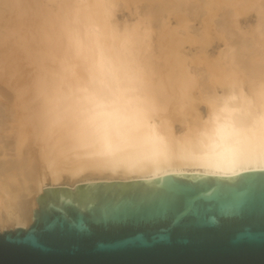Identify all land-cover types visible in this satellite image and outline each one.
Returning <instances> with one entry per match:
<instances>
[{"label": "bare ground", "instance_id": "obj_1", "mask_svg": "<svg viewBox=\"0 0 264 264\" xmlns=\"http://www.w3.org/2000/svg\"><path fill=\"white\" fill-rule=\"evenodd\" d=\"M122 7L135 17L121 21ZM137 24V58L177 131L212 88L264 80V0H0V232L27 229L49 187L141 181L95 167L53 175L41 155L46 132L68 119L64 94L84 76L71 43L93 26L118 38Z\"/></svg>", "mask_w": 264, "mask_h": 264}, {"label": "clouds", "instance_id": "obj_2", "mask_svg": "<svg viewBox=\"0 0 264 264\" xmlns=\"http://www.w3.org/2000/svg\"><path fill=\"white\" fill-rule=\"evenodd\" d=\"M140 40L137 24L118 38L93 26L71 43L84 76L63 96L68 119L62 129L42 140L52 174L95 167L150 183L168 174L231 180L264 171V80L212 88L203 110L177 131L137 58Z\"/></svg>", "mask_w": 264, "mask_h": 264}, {"label": "water", "instance_id": "obj_3", "mask_svg": "<svg viewBox=\"0 0 264 264\" xmlns=\"http://www.w3.org/2000/svg\"><path fill=\"white\" fill-rule=\"evenodd\" d=\"M0 264H264V171L49 187Z\"/></svg>", "mask_w": 264, "mask_h": 264}, {"label": "rangeland", "instance_id": "obj_4", "mask_svg": "<svg viewBox=\"0 0 264 264\" xmlns=\"http://www.w3.org/2000/svg\"><path fill=\"white\" fill-rule=\"evenodd\" d=\"M140 3H141V5H142V3H144V2L142 1V2H140ZM145 3H146V2H145ZM141 5H139V6L141 7ZM123 9H125V8H123V7H122V8H119V9H118V12H119V13H116V16L118 15L117 17L120 18L121 21H123L124 19H133V18L135 17V16H134V17L132 18V15L130 14V13H132V9H129V10H128L129 13H128V11H127L126 9H125V11H124ZM141 9H142V8H139V9H138V12H139V11L141 12ZM120 11H121V12H120ZM129 15H130L131 18L129 17ZM251 15H253V13H252V14H249V17H250L252 20H254V19L251 17ZM206 16H207V15H206ZM122 17H124V18H122ZM126 17H127V18H126ZM121 18H122V19H121ZM172 21H173V20H172ZM196 22H197V21H196ZM196 22L193 23V24L197 25ZM155 25H156V23H155ZM155 30H157V29H155ZM213 32H214V31H213ZM213 32H210V34L213 33ZM213 34H215V33H213ZM215 39H216V37H215ZM217 40L219 41L218 44H217L218 41L213 40V39H211V42H213L214 44H213V43H210L211 46H209V44H208V46H209L210 48H207V51H208V53L211 54V55H216V54H215V53H216L215 49L218 48L219 46H220L219 48H222V44H223V42H222L219 38H218ZM214 41H215V42H214ZM220 41H221L222 44L220 43ZM215 43L217 44V46H216ZM189 45H190V44H188V46H189ZM188 46H187V44H186L187 50H188L189 48H191V49H194V48H195L194 45H193L194 48H193V47H190V46L188 47ZM191 46H192V45H191ZM209 50H210V51H209ZM216 50H217V49H216ZM210 52H212V53H210ZM197 67H198V65H197ZM199 67L202 68L203 65H201V66H199ZM68 184H69V183H68ZM69 186L71 187L72 190H75V189H76L75 186H74V187L72 186V184H69ZM31 224H32V223H31ZM8 230H13V229H8ZM0 233H2V232H0Z\"/></svg>", "mask_w": 264, "mask_h": 264}]
</instances>
